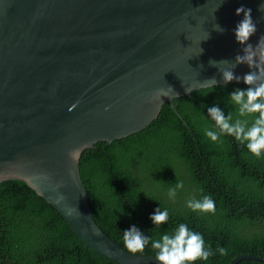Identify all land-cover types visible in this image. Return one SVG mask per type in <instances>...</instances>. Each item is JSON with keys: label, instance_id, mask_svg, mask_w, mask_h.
I'll use <instances>...</instances> for the list:
<instances>
[{"label": "water", "instance_id": "95a60500", "mask_svg": "<svg viewBox=\"0 0 264 264\" xmlns=\"http://www.w3.org/2000/svg\"><path fill=\"white\" fill-rule=\"evenodd\" d=\"M241 4L257 21L255 44L264 35L258 0H0V183H27L86 247L117 264H158L98 226L80 158L144 130L166 102L183 120L175 98L213 87L209 79L228 84L225 68L242 78L249 67L235 63L243 46L233 35ZM157 90L169 96L158 99ZM243 260L264 256L228 264Z\"/></svg>", "mask_w": 264, "mask_h": 264}, {"label": "trees", "instance_id": "16d2710c", "mask_svg": "<svg viewBox=\"0 0 264 264\" xmlns=\"http://www.w3.org/2000/svg\"><path fill=\"white\" fill-rule=\"evenodd\" d=\"M243 87L228 83L175 98L183 120L166 102L144 130L112 144L99 142L83 153L79 169L94 219L114 242L127 250L122 231L131 225L157 239L184 222L200 232L214 252L196 264H228L241 254L264 256V156H253L227 135L213 142L203 131L214 123L207 106L216 104L236 118L228 97ZM177 182L183 187L170 199L168 190ZM204 194L215 201L214 212L187 207V200ZM158 205L169 210V220L157 226L149 215ZM155 252L149 242L142 253L133 254L155 257ZM0 264L117 263L86 247L27 183L8 180L0 183Z\"/></svg>", "mask_w": 264, "mask_h": 264}, {"label": "clouds", "instance_id": "9594fccd", "mask_svg": "<svg viewBox=\"0 0 264 264\" xmlns=\"http://www.w3.org/2000/svg\"><path fill=\"white\" fill-rule=\"evenodd\" d=\"M257 10L264 12V0H258ZM235 13L237 16L242 14V18L235 25L233 35L235 41L243 46L242 53L235 57V63L247 64L249 71L244 73L242 78L236 76L232 68L223 69L221 74L225 83L233 79H242L245 87L236 88L229 93L228 99L237 113L236 118L234 119L231 113L226 115L216 104L207 106V117L214 123L205 127L203 131L204 135L213 142H219L222 136H230L243 145L249 153L259 158L264 156V35L253 44L251 37L257 33V21L252 17V9L241 4L236 8ZM213 28L219 32L224 31L219 24H215ZM206 81L208 86L216 84L214 78ZM168 88L174 91L171 86ZM185 91L191 93L188 88H185ZM162 96H169L168 91L157 90L156 98L161 99ZM77 103L71 104L68 110L72 111L76 108ZM85 146L71 150L68 153L69 157L75 159L81 148ZM182 187V182L170 187L169 198L175 199L178 189ZM186 204L193 211L202 213L215 211V201L210 194L189 199ZM149 219L153 225L165 224L169 220V210L161 209L158 205L150 213ZM122 233L124 245L131 253H142L145 246L151 242V248L156 250L155 260L158 264H196L197 261H207L214 255L211 245L206 244L203 235L184 222H180L171 234L164 232L157 239L146 235L136 225H131ZM217 251L223 255L226 249L218 246Z\"/></svg>", "mask_w": 264, "mask_h": 264}]
</instances>
